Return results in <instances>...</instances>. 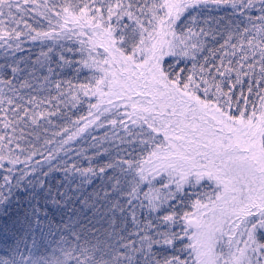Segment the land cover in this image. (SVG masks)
I'll return each mask as SVG.
<instances>
[{"label": "snow or ice", "instance_id": "snow-or-ice-1", "mask_svg": "<svg viewBox=\"0 0 264 264\" xmlns=\"http://www.w3.org/2000/svg\"><path fill=\"white\" fill-rule=\"evenodd\" d=\"M0 217V264H264V0H0Z\"/></svg>", "mask_w": 264, "mask_h": 264}, {"label": "trees", "instance_id": "trees-1", "mask_svg": "<svg viewBox=\"0 0 264 264\" xmlns=\"http://www.w3.org/2000/svg\"><path fill=\"white\" fill-rule=\"evenodd\" d=\"M220 15H230V13H220ZM34 51H37V49H34ZM50 179H51V182L53 184H55L56 182H58L61 179V176L59 174H57L56 176H54V177H52ZM89 191H91V189H89ZM2 220H3V218L0 217V221H2Z\"/></svg>", "mask_w": 264, "mask_h": 264}]
</instances>
